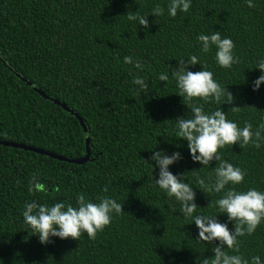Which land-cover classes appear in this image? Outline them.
<instances>
[{"label":"trees","instance_id":"1","mask_svg":"<svg viewBox=\"0 0 264 264\" xmlns=\"http://www.w3.org/2000/svg\"><path fill=\"white\" fill-rule=\"evenodd\" d=\"M167 2L0 0V140L80 157L87 153L85 128L90 137V158L81 164L0 145V264H199L212 257L213 245L197 240L194 222L178 206L176 211L169 207L171 201L154 182L159 169L153 172L144 161L156 146L169 154L181 152L183 158L170 171L184 173L185 182L195 187L198 212L216 213L220 193H204L196 181L210 183L218 162L201 167L192 161L187 142L174 137V119L186 116L189 101L177 94L170 67L189 55L200 57L233 94L234 100L222 105L227 118L261 131L259 147L218 149L222 159L246 172L242 183L226 187L264 191V84L252 88L260 75L255 62L264 57V0H253V7L245 0H192L189 10L175 17L167 15ZM156 6L163 15L150 14ZM137 9L150 14L148 29L124 15ZM217 30L234 42L239 62L231 68L216 64L215 49L199 50L197 35ZM124 56L140 61L143 70L125 64ZM162 72L169 74L168 81L158 79ZM136 75L148 83L146 92L132 84ZM192 102L204 103L206 111L221 107L199 97ZM33 177L44 191L28 192ZM78 193L93 202L111 197L123 210L95 238L84 233L41 243L31 235L21 215L26 202L75 205ZM218 219L233 229L225 214ZM238 243L239 252L230 254L249 260L259 255L264 261V220Z\"/></svg>","mask_w":264,"mask_h":264},{"label":"clouds","instance_id":"2","mask_svg":"<svg viewBox=\"0 0 264 264\" xmlns=\"http://www.w3.org/2000/svg\"><path fill=\"white\" fill-rule=\"evenodd\" d=\"M248 7H253V0H245ZM192 0H168L167 15L175 17L177 12H187ZM164 9L160 6L153 7L150 14L156 17L163 15ZM149 14V15H150ZM128 21L137 22L140 26L148 29L149 15H140L138 9L127 11L124 14ZM201 53H208L215 49V62L222 68H231L239 62L234 53V42L228 36H221L217 30L211 33H200L196 37ZM125 64H133L137 70H143L140 61L132 56H124ZM199 64V71L191 70L190 66ZM260 75L252 81L253 91L259 90L264 84V57L255 62V67ZM171 79L178 89L177 94L189 111L186 116H179L175 120L174 137L187 142V148L192 161L199 162L201 167L207 166L213 161L218 162L214 167V179L206 183L204 179L198 178L196 183L203 189L204 193H220L219 198L214 201L216 213H200L197 211L195 187L190 182H185L184 173L174 174L170 171V165L181 160L182 154L173 151L170 154L165 149L155 150L151 156L144 161L159 169L158 178L154 177L155 185L163 191L171 203L169 207L177 210L186 219H191L198 230L197 240L208 242L213 245L212 257H205L199 264H264L259 255L249 259L240 254H230L228 250L239 252L238 237L251 234L264 220V191L249 188L247 191H237L229 185H238L243 182L246 172L239 166H234L228 160L222 159L221 152L226 145L238 144L240 147L249 143L256 147L260 146L261 131L253 130V126L245 122L239 127L233 120L227 118L222 110V105L234 100L233 94L227 87L222 86L211 71L204 67L203 61L197 55H189L177 60L175 66L170 67ZM160 81H168L169 74L162 72L158 74ZM132 84L138 86L139 92H146L148 83L145 78L136 75ZM199 97L205 103L212 101L221 107L206 111L204 103H193L192 100ZM233 111L240 107L232 106ZM179 147V145H178ZM149 161H153L150 163ZM200 167V168H201ZM45 190V185L35 177L29 182L28 192H40ZM211 203V202H210ZM122 204L111 197H98L97 202L86 198L85 194L78 193L75 205L64 201L53 204L38 203L36 200L28 201L22 210L23 223L31 229V235H36L41 243H49L52 237L61 239H78L81 234L86 233L89 238H95L99 231L109 225L114 215L122 212ZM220 214H225L227 221L234 224L229 229L227 222L218 219ZM215 242V243H214Z\"/></svg>","mask_w":264,"mask_h":264},{"label":"water","instance_id":"3","mask_svg":"<svg viewBox=\"0 0 264 264\" xmlns=\"http://www.w3.org/2000/svg\"><path fill=\"white\" fill-rule=\"evenodd\" d=\"M39 90V89H37ZM40 93L46 97V98H50L44 91L39 90ZM52 99V98H51ZM53 100L57 103L62 105L66 110L70 111L71 113H75L76 116L80 119L81 122H83V120L81 119V116L76 113L73 109H71L65 102L60 101L57 98H53ZM85 132H86V149H87V153L84 156H80V157H67L65 155L59 154V153H55L54 151L51 150H47L44 149L42 147H37L34 145H28L26 143H22V142H16V141H8V140H0V145H6V146H13V147H18V148H23L26 150H31V151H35L37 153H40L42 155H48L51 156L53 158L59 159V160H65L68 162H72V163H84L86 161H88V159L90 158V137H89V133L88 130L85 128Z\"/></svg>","mask_w":264,"mask_h":264}]
</instances>
